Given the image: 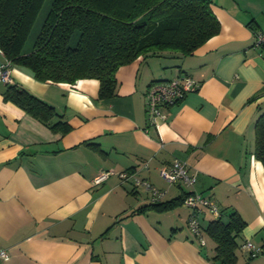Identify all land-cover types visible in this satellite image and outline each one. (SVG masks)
Wrapping results in <instances>:
<instances>
[{"label": "crops", "instance_id": "crops-1", "mask_svg": "<svg viewBox=\"0 0 264 264\" xmlns=\"http://www.w3.org/2000/svg\"><path fill=\"white\" fill-rule=\"evenodd\" d=\"M220 32L189 56L138 57L116 72L115 95L98 99L99 83L40 82L22 66L11 84L53 107L69 125L53 131L3 100L0 84V264H215L205 232L214 219L203 210L204 245L190 234V209L135 212L149 194L146 179L167 202L195 190L245 227L236 237L235 264H264L243 245L264 241V164L255 153V123L264 114V0H210ZM4 57L0 52V64ZM187 74L198 89L163 108L157 128L147 121L153 81ZM184 161L198 174L192 188L170 184L159 169ZM148 162L147 168L143 164ZM111 174L99 185L93 179ZM128 175L127 179L120 177Z\"/></svg>", "mask_w": 264, "mask_h": 264}, {"label": "trees", "instance_id": "trees-1", "mask_svg": "<svg viewBox=\"0 0 264 264\" xmlns=\"http://www.w3.org/2000/svg\"><path fill=\"white\" fill-rule=\"evenodd\" d=\"M44 2L0 0V52L4 60L29 69L40 82L74 85L83 79L97 80L98 99L115 95L120 67L138 57L163 53L189 56L221 29L210 0H52L31 47L26 48ZM191 79L196 91L199 84ZM5 85L3 100L53 131L69 130L63 120L51 122L54 117L61 118L53 107L11 82ZM254 129L256 157L264 164V114ZM189 193L167 202H151L149 196V204L135 212L170 210L183 203ZM219 213L205 228L215 243L212 262L235 264V239L245 222L236 212L223 222ZM259 248V255H264V241Z\"/></svg>", "mask_w": 264, "mask_h": 264}, {"label": "built area", "instance_id": "built-area-1", "mask_svg": "<svg viewBox=\"0 0 264 264\" xmlns=\"http://www.w3.org/2000/svg\"><path fill=\"white\" fill-rule=\"evenodd\" d=\"M256 44L264 43V33L256 34ZM10 67L5 60L0 64V84H8L10 79ZM195 91V82L187 76H179L170 80L152 82L146 91L145 112L148 123L157 128V121L163 120L162 109L173 106L181 102L184 97ZM148 162L143 164V168H147ZM159 177L170 184H178L188 188H192L196 181L198 174L192 171L189 166L180 159H174L167 166H162L159 169ZM111 174L110 171L100 172L92 181L93 185H99L105 181ZM122 179H127L126 173H121ZM135 187L141 186L150 196L151 202H158L162 200L163 193L152 186L147 180L135 179ZM183 204L190 209V214L187 219V227L194 237L199 240L201 245H204L202 235L200 217L203 210H208L213 217L220 215L217 206L206 196L201 193L191 190L184 198ZM243 248L249 253L251 257L260 254L261 249L250 241H246ZM0 258L6 260L8 254L4 250H0Z\"/></svg>", "mask_w": 264, "mask_h": 264}, {"label": "rangeland", "instance_id": "rangeland-1", "mask_svg": "<svg viewBox=\"0 0 264 264\" xmlns=\"http://www.w3.org/2000/svg\"><path fill=\"white\" fill-rule=\"evenodd\" d=\"M52 0H45L44 4H43V7L38 15V18L33 26V29L31 31V34L28 38V41L26 43V48H30L31 47V44L35 38V36L37 35V33L39 32V29H40V25L44 19V16L47 12V10L49 9L50 7V3H51Z\"/></svg>", "mask_w": 264, "mask_h": 264}]
</instances>
